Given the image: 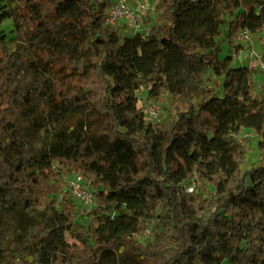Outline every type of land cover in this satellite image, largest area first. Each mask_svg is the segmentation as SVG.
<instances>
[{
  "label": "trees",
  "instance_id": "trees-1",
  "mask_svg": "<svg viewBox=\"0 0 264 264\" xmlns=\"http://www.w3.org/2000/svg\"><path fill=\"white\" fill-rule=\"evenodd\" d=\"M114 2L0 5V26L13 19L28 37L58 32L33 55L54 77L44 108L59 126L38 161L22 159L18 128L31 107L15 105L14 81L18 59L32 50H2L0 31V212L51 211L36 258L13 243L0 257L6 264L17 257L22 264H264V163L243 172L248 149L238 139L251 129L264 155V96L253 94L254 70L234 64L242 48L233 41L244 29L264 32V0H158L161 12L144 37L105 24ZM224 34L232 54H222ZM61 42L68 52L58 51ZM207 70L217 77L213 86ZM142 87L149 100L169 94L186 109L169 127L146 123ZM73 172L98 201L86 214L64 189ZM11 190L19 200H9ZM152 223L153 235L137 238Z\"/></svg>",
  "mask_w": 264,
  "mask_h": 264
},
{
  "label": "rangeland",
  "instance_id": "rangeland-1",
  "mask_svg": "<svg viewBox=\"0 0 264 264\" xmlns=\"http://www.w3.org/2000/svg\"><path fill=\"white\" fill-rule=\"evenodd\" d=\"M127 1L131 6L138 2H145L150 5L147 13L142 15L143 24L146 26L152 25L161 12L158 0ZM248 1L250 2L252 0ZM4 2L5 0H0V5H3ZM115 27L123 34L132 33L131 26L127 22L116 24ZM0 31L6 35L5 43L1 45L2 50L12 52L20 45H24L32 50V54L29 58L18 59L17 61V76L14 81V90L15 105L19 106L24 102H28L31 107L28 111V115L21 118V125L18 128L22 131L24 136V143L22 145L23 153L21 157L25 161L30 159L38 161L41 158L42 152L48 147L52 140V136L56 133L59 126L58 117L54 114H49L44 108L45 103L53 92L54 77L50 73L41 71L40 68L35 65L33 50L36 48L39 49L47 43L55 44L58 32L55 28H52L51 31H39L35 36L28 37L24 32L16 30L13 19L4 22L0 26ZM223 32H227L226 27H224ZM222 41V54H232L230 53L225 34L222 36ZM69 45V43L61 42L59 47L57 46V49L60 52H68V50H70ZM240 47L243 48L244 51L254 48L264 56V32L255 33L252 42L243 43ZM234 64L246 65L254 70L252 75L255 83L253 94L264 96L263 76L260 71L256 69L255 64H253L248 57H245V52L242 53L239 59L235 56ZM216 79L217 77L210 70L206 71V86H213ZM35 93L40 94L32 99ZM138 95V107L142 108L146 123H154L169 127L170 123L177 117L178 112L186 109L184 104L177 101L169 94H164L157 100L162 106L160 117L158 119H153L149 116L147 111L148 107L154 101L147 98L148 90L142 87ZM95 124L96 126L98 125L97 123ZM238 139L244 143L248 149L247 159L242 166L243 172L264 163L263 151L260 150L258 146L261 140L259 135L249 128H243L238 135ZM196 184L199 185V183ZM211 190H213L212 187ZM8 198L10 201H17L20 199V193L17 190H11ZM78 210H83L85 213L87 212V209L80 204L78 205ZM50 219L51 211L45 205L32 207L26 211L14 209L3 210L0 212V250L7 248L9 244L13 243L16 247L20 248L21 251H27L36 258L40 240L50 229ZM149 227L152 233H154L156 225L152 223ZM67 239L69 242H74V239L70 237H67ZM0 264H6L1 257ZM107 264H116V262L112 258H109Z\"/></svg>",
  "mask_w": 264,
  "mask_h": 264
},
{
  "label": "built area",
  "instance_id": "built-area-1",
  "mask_svg": "<svg viewBox=\"0 0 264 264\" xmlns=\"http://www.w3.org/2000/svg\"><path fill=\"white\" fill-rule=\"evenodd\" d=\"M149 6L150 5L145 2H138L131 6L127 0H115L107 11L104 20L105 24L115 26L116 24L127 22L131 26L132 33H140L144 37L149 33L152 26L151 24L150 26L144 25L142 20V15L147 13ZM253 39L254 34L248 29L239 31L233 37L234 43L239 45L250 43ZM244 52L245 57H248L251 62L255 64L256 69L260 71L263 76L262 81L264 84V56L254 48H250L246 51L242 48L236 55L238 59L241 58L242 53ZM161 110L162 106L157 100H154L147 109L149 116L153 119H158L160 117ZM54 168L58 172H63L62 167L58 163L54 165ZM66 178L64 189L74 197L78 205L80 204L85 207L87 212L93 210L98 205V201L85 176L80 172H73L70 175H67ZM189 190L192 191L193 187H189ZM79 212L80 214L87 213L83 210ZM112 216H114V214ZM152 234L151 228L147 227L142 233L137 235V238L143 239L151 237ZM12 264H22V262L20 258L17 257Z\"/></svg>",
  "mask_w": 264,
  "mask_h": 264
}]
</instances>
